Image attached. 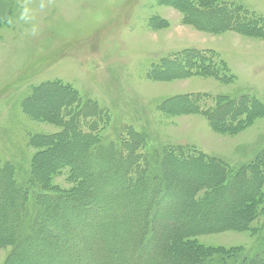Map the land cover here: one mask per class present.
<instances>
[{"label":"rangeland","instance_id":"obj_1","mask_svg":"<svg viewBox=\"0 0 264 264\" xmlns=\"http://www.w3.org/2000/svg\"><path fill=\"white\" fill-rule=\"evenodd\" d=\"M216 1L218 6L222 3L240 6L241 15L235 14L238 17L235 18L219 7L210 12V5L203 7L196 2L195 6H189L186 0H55L51 7L38 13L40 32L31 37L24 35L21 25L9 23L18 15L17 0H0V168L5 163L13 164L17 169L14 177L28 187L32 159L41 152L33 145L34 140L61 129L30 118L22 106L36 87L51 82L69 85L110 114V126L99 134L104 145L118 144L123 128L131 127L150 134L147 150L152 156L157 148L161 153L162 148L172 147L220 159L235 167L257 159L258 164L264 163V0ZM192 10L201 14L195 17ZM245 16L260 29L244 25ZM239 21L242 23L236 26L234 22ZM218 24L223 29L232 25L237 29L220 30ZM186 53L191 58L192 54L209 58L213 53L228 75L220 81L217 77L199 75L197 71L184 73L181 63L173 61L178 56L183 60ZM181 97L195 98L194 102L199 100L198 107L203 111L214 110L217 115L226 106L221 103L219 107L218 97L255 99L260 107L254 110L245 129L233 134L221 133L212 128L205 114L194 111L181 114V106L176 103ZM55 99L56 96L47 95L36 105L43 109L49 101L54 104ZM105 125L102 122L99 127L102 129ZM82 147L83 142L77 140V148L72 145L65 151L41 156L34 166L35 172L43 170L41 174L45 176L50 162L77 157ZM173 164L168 163L166 171L180 181L173 187L181 193H178L181 202L175 204L180 210L189 201L184 195L188 191L186 185H194L199 177L209 178L210 174L195 166L176 170ZM7 174L10 173L0 176L1 240L12 236V211L20 203V199H14L16 195L8 197L13 191L12 183L4 182L9 178ZM51 181L53 186L62 189L74 186L68 168ZM92 188L98 189V186L93 184ZM30 200V216L23 223L25 228L31 226L38 210L35 201ZM5 203L9 204L7 209L3 208ZM226 203L222 199L218 207L188 208L191 213L179 219L182 229L218 226L224 214L222 208L228 207ZM85 205L79 208L82 216L96 219L86 229L84 246L94 253L85 262L118 264L127 252L121 243L127 241L128 233L117 232L112 225L101 226L96 217L98 213L88 212L97 206ZM230 214L225 212L227 217ZM253 228L256 231H214L198 235L196 240L206 248L242 247L250 255L264 245V216ZM12 255V247L0 245V264L27 261L18 262ZM181 258L170 254L162 264H178Z\"/></svg>","mask_w":264,"mask_h":264},{"label":"trees","instance_id":"obj_2","mask_svg":"<svg viewBox=\"0 0 264 264\" xmlns=\"http://www.w3.org/2000/svg\"><path fill=\"white\" fill-rule=\"evenodd\" d=\"M186 1L189 6H195L196 2L202 6L210 5V12H215L219 7L222 9L220 11L233 14L235 18H238L235 14L241 15L239 12L242 11L240 6L233 3L218 6L216 0ZM191 14L198 17L197 14L201 12L192 10ZM247 19L245 16L244 25L260 29L258 24L250 23ZM239 23L242 22H234L236 26ZM235 25H225L227 27L224 29L236 30ZM217 29L224 30L221 24ZM189 54H184L183 60L178 56L173 61L181 63L180 69L184 73L197 71L199 75L217 77L220 81L228 75L213 53L209 58L204 55L194 58V54L191 58ZM47 95H54L57 99L54 104L49 101L40 109L36 102ZM194 100L192 97L177 98L180 113L189 115L194 111L205 114L212 128L229 134L245 129L254 110L260 107L255 99L233 97L223 100L218 97L219 107L221 103L226 106L217 115L214 110L203 111L198 107L200 101ZM22 107L30 118L44 120L61 130L40 135L34 140L33 145L41 152L32 159L28 187L14 177L17 169L13 164L5 163L0 168V176L10 173L7 174V181H4L12 183L11 191L14 193L9 192V199L14 195V199H20L19 205L12 211L14 230L11 239L0 238V245L13 248L12 256L16 261L27 260L24 264H96L85 262L88 255L94 253L93 249L84 246L86 229L95 224L96 219L82 216L79 208L84 203L85 206H97H92L88 212L98 213L96 217L101 226L112 225L117 232L122 230L128 233L127 241L121 243L127 252L118 264H162L170 254L182 256L178 264H264V245L259 252L248 255L242 247L206 248L196 240V236L214 231H256L253 225L264 216L263 162L258 164L257 159L235 167L220 159L172 147L162 148L161 153L157 148L155 157L149 155L147 150L151 143L150 134L131 127L123 128L118 144L104 145L99 134L110 126V114L99 108L96 102L84 99L72 87L61 82L36 87ZM102 122L106 125L101 129L99 124ZM77 140L83 142L77 157L54 162L56 165L50 166L45 176L39 171L38 174L35 172L34 166L41 156L65 151L72 145L77 148ZM170 162H174L173 168L176 170L195 166L201 172L210 174L209 178L199 177L194 185H186L188 191L184 195L189 201L183 203L180 210L175 208V204L181 202L178 196L180 192L173 189L180 181L166 171V165ZM66 168L70 169L73 188L53 186L51 179ZM93 184L98 189L92 188ZM103 197L105 200L102 201ZM29 198L35 201L38 210L31 226L25 228L23 223L26 224L30 216ZM222 199L228 202V207L222 208L224 214L218 226L204 230L182 229L179 219L191 213L188 208L198 205L204 208L218 207ZM8 207V203L3 206L4 209ZM226 211L231 213L230 218L225 215Z\"/></svg>","mask_w":264,"mask_h":264},{"label":"clouds","instance_id":"obj_3","mask_svg":"<svg viewBox=\"0 0 264 264\" xmlns=\"http://www.w3.org/2000/svg\"><path fill=\"white\" fill-rule=\"evenodd\" d=\"M55 0H17L16 7L18 15L15 20H9V23L19 24L23 27L24 35L36 37L40 29L37 24L38 13L44 12L54 4Z\"/></svg>","mask_w":264,"mask_h":264},{"label":"bare ground","instance_id":"obj_4","mask_svg":"<svg viewBox=\"0 0 264 264\" xmlns=\"http://www.w3.org/2000/svg\"><path fill=\"white\" fill-rule=\"evenodd\" d=\"M50 160V159H49ZM49 162V161H48ZM52 165H56V164H54V162H51L47 167L49 168L50 166H52ZM41 170V169H40ZM43 171V170H42ZM42 171H41V173H42ZM53 256V255H52ZM8 263V262H7Z\"/></svg>","mask_w":264,"mask_h":264}]
</instances>
